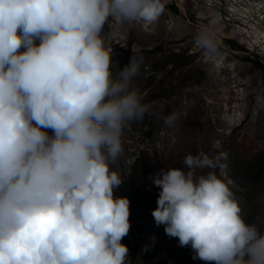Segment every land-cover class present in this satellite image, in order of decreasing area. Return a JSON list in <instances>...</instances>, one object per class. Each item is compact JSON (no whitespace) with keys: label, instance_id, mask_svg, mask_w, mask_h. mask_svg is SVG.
Wrapping results in <instances>:
<instances>
[{"label":"clouds","instance_id":"1","mask_svg":"<svg viewBox=\"0 0 264 264\" xmlns=\"http://www.w3.org/2000/svg\"><path fill=\"white\" fill-rule=\"evenodd\" d=\"M163 11L162 0H0V264H128L130 201L114 196L112 165L150 106L133 86L139 47L121 69L107 40ZM195 39L218 54L219 16L197 24ZM227 159L200 150L150 175L152 216L193 259L264 264V233L242 217Z\"/></svg>","mask_w":264,"mask_h":264},{"label":"rangeland","instance_id":"2","mask_svg":"<svg viewBox=\"0 0 264 264\" xmlns=\"http://www.w3.org/2000/svg\"><path fill=\"white\" fill-rule=\"evenodd\" d=\"M162 3L156 23L125 25L107 40L121 69L133 54L132 45L139 47L143 64L133 86L150 106L143 121L124 130L123 153L112 165L122 177L114 196L130 201L131 227L121 242L129 249L128 264H214L193 259L190 245L181 247L178 238L166 235L164 225L155 223L152 212L160 189L149 177L183 168L189 153L227 152V178L241 215L264 233V170L259 172L256 162L264 152V0ZM213 15L219 16L222 46L210 56L196 43L195 26ZM118 68L113 66L114 75ZM177 109L185 115L167 128L163 117ZM140 155V165L134 166Z\"/></svg>","mask_w":264,"mask_h":264},{"label":"trees","instance_id":"3","mask_svg":"<svg viewBox=\"0 0 264 264\" xmlns=\"http://www.w3.org/2000/svg\"><path fill=\"white\" fill-rule=\"evenodd\" d=\"M176 10H177V8H176ZM141 158H142V156L140 155L138 158H137V160H136V162H135V165L134 166H136V165H140V163H141ZM256 162H257V167H258V169H259V172H261V171H263L264 170V152L263 153H261L257 158H256ZM142 166L144 167V169H146V172L147 171H152V167L150 166V165H145V164H142ZM141 166V167H142ZM149 169V170H148ZM144 184H147V183H144ZM155 187V186H154ZM156 188V187H155ZM151 191V189H150V187L147 189V192H150Z\"/></svg>","mask_w":264,"mask_h":264},{"label":"bare ground","instance_id":"4","mask_svg":"<svg viewBox=\"0 0 264 264\" xmlns=\"http://www.w3.org/2000/svg\"><path fill=\"white\" fill-rule=\"evenodd\" d=\"M260 37L263 38V40L260 42L261 43L260 45L264 47V34H262Z\"/></svg>","mask_w":264,"mask_h":264}]
</instances>
